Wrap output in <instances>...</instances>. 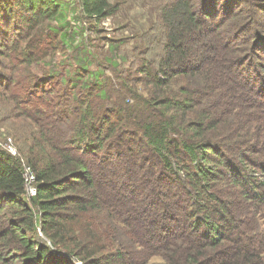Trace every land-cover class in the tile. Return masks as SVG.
I'll return each mask as SVG.
<instances>
[{
    "label": "trees",
    "instance_id": "16d2710c",
    "mask_svg": "<svg viewBox=\"0 0 264 264\" xmlns=\"http://www.w3.org/2000/svg\"><path fill=\"white\" fill-rule=\"evenodd\" d=\"M118 11L0 8V56L17 60L0 90L34 127L23 158L0 147V264H264V0L164 1L145 96L105 75L115 42L100 65L84 37ZM26 79L22 100L12 83Z\"/></svg>",
    "mask_w": 264,
    "mask_h": 264
},
{
    "label": "rangeland",
    "instance_id": "374dc122",
    "mask_svg": "<svg viewBox=\"0 0 264 264\" xmlns=\"http://www.w3.org/2000/svg\"><path fill=\"white\" fill-rule=\"evenodd\" d=\"M71 1L78 9L79 0ZM111 1L119 4V11L98 26L99 32H85V40L87 39L91 50L97 54L94 60L100 65L103 63V58L109 56L107 51L108 45L111 42H115L114 45L117 47L119 54V58H117V60L119 59V65L115 69H112L111 67L106 68L105 75L107 77L111 76L116 78L118 75H121L120 77L122 78L130 75L129 79L135 82L138 93L145 96V87L142 83L137 82V79L140 77V75L137 74L140 66L139 61L142 57H146L148 43L153 37H155V40H153L152 48L147 53V57L152 63H155L160 55L159 41L161 38L158 33L159 8L166 0ZM13 4L14 0H4L0 3V8H3L4 6L10 7ZM71 21L75 24L76 16L71 17ZM84 21L83 25H89V27L93 28L95 27L87 19H84ZM79 40L80 39L77 38L74 43H77ZM70 50L71 49L69 48H67L65 52L56 50V52H50L49 55L52 53L53 57L55 55L57 58L59 55L64 54L65 56H68L67 54L70 53ZM112 58L114 57L112 56ZM11 61H14V63L17 62L14 56H12L11 59L0 56L1 77L11 73V70L9 69ZM49 61L50 57H45L33 64L31 67L33 75H40L43 71L48 70L51 67L48 63ZM58 68L61 69L62 67L58 66ZM70 71H72V69ZM118 81L121 82L119 78ZM30 84L31 81L29 79H26L25 81L15 80V82L12 83V90L21 94L22 100L28 99L26 98L28 97L26 90L30 89ZM36 98L37 97L33 96L32 100L34 101ZM12 105V101L8 99L5 92L0 90V147L9 151L7 146L11 145L16 150L15 156L23 158L25 155L24 150L30 138V133H32L34 127L29 120H22L21 118L14 116L16 114L13 112L9 113L10 109H12ZM157 261H159V258L155 257L150 262Z\"/></svg>",
    "mask_w": 264,
    "mask_h": 264
},
{
    "label": "built area",
    "instance_id": "2783aa9c",
    "mask_svg": "<svg viewBox=\"0 0 264 264\" xmlns=\"http://www.w3.org/2000/svg\"><path fill=\"white\" fill-rule=\"evenodd\" d=\"M7 148L9 150L8 152L15 156L16 150L13 148V146L8 145ZM24 176H25V181H26V184H27L28 191L30 192L31 195H34L35 194V188L32 185V181H33L34 177H33L32 173H31L29 167H27V166H25V168H24ZM77 264H80V263L78 262Z\"/></svg>",
    "mask_w": 264,
    "mask_h": 264
}]
</instances>
